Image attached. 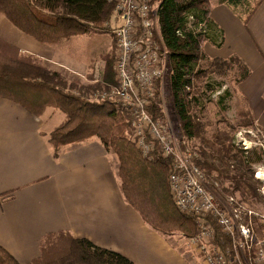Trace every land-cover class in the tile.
Returning a JSON list of instances; mask_svg holds the SVG:
<instances>
[{
    "label": "trees",
    "instance_id": "16d2710c",
    "mask_svg": "<svg viewBox=\"0 0 264 264\" xmlns=\"http://www.w3.org/2000/svg\"><path fill=\"white\" fill-rule=\"evenodd\" d=\"M219 1L231 7L243 4V0ZM210 9V0H162L157 12L160 31L158 40L168 55L174 109L182 134L187 140H193L202 133L204 124L197 115L198 108H195L202 104L200 99L205 97L206 91L214 90L209 83L200 85L198 79L208 74L225 76L236 66L242 72L238 80L241 83L250 73L239 58L211 59L204 53V42L215 47H221L224 42L221 30L210 18ZM113 12L114 6L107 0H0V14L24 34L47 45L85 35L91 30L100 31L111 20ZM112 59L113 57H109V61ZM112 65L108 63L102 81L91 84L92 86L81 85L79 81L69 83L41 60L0 40V98L21 105L37 117L42 116L48 108L63 112L65 121L50 134L49 139L55 153L62 146L92 137L99 138L108 151L117 155L123 195L143 221L161 234L182 232L187 238H191L197 229L198 218L181 213L174 204L168 175L171 159L165 158L158 146L152 156L142 157L133 141L124 135L131 128L132 117L123 105L111 101H87L89 93L101 90L103 86L117 85ZM89 80L90 83L94 81L92 77ZM202 86L205 87L203 94L200 92ZM195 88L201 96L194 94ZM226 96H229L228 92ZM149 111L156 120L160 111L158 105L155 104ZM246 112L251 116L250 112ZM254 126L251 116L246 128ZM212 138L211 143L207 142L209 150L201 149L198 153L201 160H196L197 166L208 178L209 188L214 190L211 188L212 184L219 182L213 177L217 175V178L230 179L233 191L244 189L243 191H250L255 197L264 198L259 194L261 183L251 170L252 164L263 162V154L255 148H237L228 132L217 131ZM202 160L204 161L201 162ZM232 168H235L234 175L231 174ZM210 222L215 228L218 246L223 249L229 246L228 243L226 246L224 244L228 238L221 228L211 219ZM60 241L64 244L56 251L55 246L60 245ZM0 264L19 263L0 246ZM32 264L135 263L117 252L98 247L87 239L61 233L49 235L43 240L41 256Z\"/></svg>",
    "mask_w": 264,
    "mask_h": 264
},
{
    "label": "crops",
    "instance_id": "0c3cea01",
    "mask_svg": "<svg viewBox=\"0 0 264 264\" xmlns=\"http://www.w3.org/2000/svg\"><path fill=\"white\" fill-rule=\"evenodd\" d=\"M210 8V18L224 42L221 47L204 42L202 49L211 59L239 58L249 69L237 94L264 138V0L250 18L220 1L210 0ZM89 34L47 45L0 14L1 41L53 71H74L83 84L90 77L102 81L115 50L112 34L110 49L102 53L97 52ZM69 41L84 49L88 44L89 49L75 55L69 50ZM65 119L55 108L37 117L0 98V246L19 264H32L41 256L44 239L66 233L117 252L135 264H202L201 254L189 246L188 239L189 250L175 245L127 203L119 160L99 138L62 146L55 153L50 134Z\"/></svg>",
    "mask_w": 264,
    "mask_h": 264
},
{
    "label": "built area",
    "instance_id": "2783aa9c",
    "mask_svg": "<svg viewBox=\"0 0 264 264\" xmlns=\"http://www.w3.org/2000/svg\"><path fill=\"white\" fill-rule=\"evenodd\" d=\"M107 2L114 6L116 21V25L110 21L106 27L114 38L117 85L110 86V92L102 98L118 101L130 112L136 145L146 157L152 156L158 146L163 156L171 159L169 186L175 205L181 213L198 218L189 245L201 254L202 264H264V235H260L259 225L251 216L254 211L230 195L221 203L206 187L197 155L182 152L168 127L149 111L157 100L159 84L162 86L170 71L167 52L158 40L157 12L162 0ZM210 218L228 238L224 244L229 246L224 249L217 244Z\"/></svg>",
    "mask_w": 264,
    "mask_h": 264
},
{
    "label": "rangeland",
    "instance_id": "374dc122",
    "mask_svg": "<svg viewBox=\"0 0 264 264\" xmlns=\"http://www.w3.org/2000/svg\"><path fill=\"white\" fill-rule=\"evenodd\" d=\"M215 1H219V0H215ZM260 1L261 0H243V4H240L238 7H231V8H233V11L237 12L239 15H250L255 10V8L257 7ZM111 24L113 26L116 25L114 15H112L111 18ZM106 26L107 24H104L103 28L100 31L91 30L89 32L91 34L88 33L89 36H91L92 43L96 44L98 53H102L106 50H109L112 44L111 33L109 32ZM104 30L105 32H103ZM68 44H69L70 52L75 55L77 54L83 55L84 51L85 50L87 51L89 49L88 44L86 45L85 49L82 47L81 44L79 47H76L72 41H69ZM113 53L114 56L113 54L109 56L110 58L113 57V59L109 62L113 64L112 66L115 72L116 51L114 50ZM167 67L168 68L170 67V65H168V61H167ZM60 74L69 83L79 81L81 85H89V86H92L91 84L96 83V81H92V83H90V81H86V83L84 84L81 83L80 79H76L77 76L75 75L74 71L62 72ZM169 74L170 71L166 74L165 80H163L162 83L163 86L161 87L160 85L161 83L158 86L159 88H161L158 94L159 100L157 98L158 102L156 101L157 103L155 102L153 104V106L157 104L160 109V111L156 115L157 117L156 120L162 121L168 127L169 132L170 134H172L173 138L178 144L179 149L184 153L191 152L193 154H196L197 155L196 160H201L198 154L201 152V149H204L206 151L207 149L209 150L207 146V142L211 143L213 141L212 137L214 136V134L217 133V131L228 132L230 136L233 137L234 140L233 143L236 145V147L238 146L237 148L248 149V150H252L255 148L256 150H258V152L263 154V162L260 164H252L251 170L254 173V177L257 180H259V182L261 183L259 186L260 187L259 194H261L264 197L263 195L264 194V138L263 135L260 133L261 131H259L256 126L250 129L248 127L246 128L251 116L245 110L244 101L237 94L238 93L237 89L239 85L238 80L242 75V72L235 66L232 69V71H230L225 76L208 74L205 77H200L198 79V83L200 85L202 84L205 86L206 84L209 83L214 88V90L206 91L205 97L204 98L201 97L202 99L200 100L202 101V104H200L199 106L201 109L199 107L195 108V109L198 108L197 115L198 117H200L199 120L204 124V129L202 133L199 134V136L193 140H187V138L184 137L180 129V122L175 113L174 102L170 91ZM219 85L221 86L219 87ZM110 90H111L110 87L103 86V89L101 88V90H97L95 92L89 93L87 96V101L91 103H98L105 101H111L113 103H117L118 101L106 100L109 98H106L104 100L103 98L105 97L102 98L103 94L109 93ZM200 92L201 94H203V92H205V87H203L200 90ZM226 92L229 93V96H226ZM194 94L196 96L200 95L197 92V88H195ZM97 95L99 96V98L96 97ZM161 96H164L165 99H163ZM124 135L125 137L133 141L135 147L141 152L142 157L146 158L143 152L136 145L132 123H131V128L129 127ZM203 161L204 160H202L201 162ZM235 173H236L235 168H232L231 174L234 175ZM168 175H170V172L168 173ZM213 177H215L219 181L218 183H214V184H212V182L210 181V183L212 184L211 188L212 187L214 188V190L212 191L216 194L219 201L221 203L226 202L227 196H229V194H232L231 196H233V198L237 202H241L247 209H252L255 214H252L251 216L255 220V222H257V224L259 225L258 230L260 232V235H264L263 234L264 233V218H263L264 198L255 197L252 195L250 191H243L244 189L233 191L234 189H233V185L231 184L232 181L230 179L225 180L223 178H217V175H213ZM207 180L208 178L206 176V187L207 185L210 187L209 181L207 182ZM238 209L239 208H235V210ZM210 219L217 227L220 228V226L218 225L215 219L213 218ZM195 234H196V230H195ZM163 235L171 237L175 245L178 244L181 245V247L184 246V249L189 250L190 245L188 246L186 242V239L189 240V238H187L184 233L175 232L172 235H168V234H163ZM59 243L60 245L57 243L58 245L55 246L56 251L61 249V247L64 244L63 241H60ZM68 250H66L65 254L68 253ZM200 260L201 261L203 260L202 256Z\"/></svg>",
    "mask_w": 264,
    "mask_h": 264
}]
</instances>
